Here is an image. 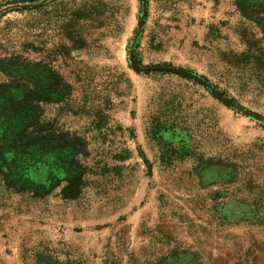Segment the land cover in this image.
<instances>
[{"label":"rangeland","instance_id":"obj_1","mask_svg":"<svg viewBox=\"0 0 264 264\" xmlns=\"http://www.w3.org/2000/svg\"><path fill=\"white\" fill-rule=\"evenodd\" d=\"M30 1L0 0V91L51 70L85 175L72 199L46 168L0 183V264H264V24L233 0Z\"/></svg>","mask_w":264,"mask_h":264},{"label":"trees","instance_id":"obj_2","mask_svg":"<svg viewBox=\"0 0 264 264\" xmlns=\"http://www.w3.org/2000/svg\"><path fill=\"white\" fill-rule=\"evenodd\" d=\"M39 0H31L35 2ZM217 2L219 0H212ZM238 11L251 21L264 24V0H233ZM20 83L0 91V183L8 188H33L30 173L49 170V185L36 186L41 193L65 184L62 194L72 199L80 194L85 172L79 161L85 142L57 129L44 115V104L66 99L53 89V75L30 62L9 67ZM45 81V88L42 82Z\"/></svg>","mask_w":264,"mask_h":264}]
</instances>
